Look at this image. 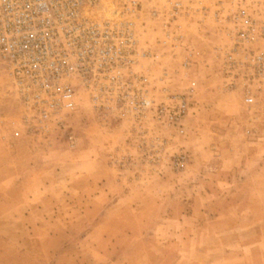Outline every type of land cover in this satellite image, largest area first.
<instances>
[{
    "label": "rangeland",
    "instance_id": "374dc122",
    "mask_svg": "<svg viewBox=\"0 0 264 264\" xmlns=\"http://www.w3.org/2000/svg\"><path fill=\"white\" fill-rule=\"evenodd\" d=\"M243 3L264 25V0ZM199 19L182 20L200 61L184 133L100 113L87 91L38 128L0 63V264H244L240 252L264 253V87L245 101L243 66L225 79L218 56L230 38ZM161 33L149 21L143 35L155 44ZM251 45L264 53V38ZM156 50L152 71L182 91L184 49Z\"/></svg>",
    "mask_w": 264,
    "mask_h": 264
},
{
    "label": "built area",
    "instance_id": "2783aa9c",
    "mask_svg": "<svg viewBox=\"0 0 264 264\" xmlns=\"http://www.w3.org/2000/svg\"><path fill=\"white\" fill-rule=\"evenodd\" d=\"M234 1L228 9L217 0L212 9L204 0H0V63L38 118V128L73 112L79 93L87 91L100 113L151 115L184 133L198 85L191 73L200 61L185 44L183 18H214L230 38V50L217 46L223 76H235L243 66L247 103L256 99L253 85L264 87V53L251 45L257 36L264 38V25L243 0ZM149 21L162 32L155 44L143 35ZM165 46L184 49L175 70L188 79L182 91L165 85L166 69L157 74L149 65L162 60L156 47ZM186 160L182 155L174 162L179 168Z\"/></svg>",
    "mask_w": 264,
    "mask_h": 264
},
{
    "label": "crops",
    "instance_id": "0c3cea01",
    "mask_svg": "<svg viewBox=\"0 0 264 264\" xmlns=\"http://www.w3.org/2000/svg\"><path fill=\"white\" fill-rule=\"evenodd\" d=\"M240 258L244 259V264H262L264 261L263 252H240ZM247 262H246V261Z\"/></svg>",
    "mask_w": 264,
    "mask_h": 264
}]
</instances>
